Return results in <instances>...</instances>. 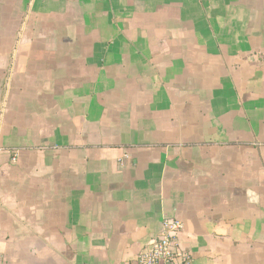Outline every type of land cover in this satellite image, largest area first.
I'll list each match as a JSON object with an SVG mask.
<instances>
[{
  "label": "crops",
  "instance_id": "obj_1",
  "mask_svg": "<svg viewBox=\"0 0 264 264\" xmlns=\"http://www.w3.org/2000/svg\"><path fill=\"white\" fill-rule=\"evenodd\" d=\"M165 218L264 264V0H0V264H135Z\"/></svg>",
  "mask_w": 264,
  "mask_h": 264
},
{
  "label": "built area",
  "instance_id": "obj_2",
  "mask_svg": "<svg viewBox=\"0 0 264 264\" xmlns=\"http://www.w3.org/2000/svg\"><path fill=\"white\" fill-rule=\"evenodd\" d=\"M14 161L15 158L13 157ZM160 233L137 256L135 264H182L187 256L176 248L177 235L183 225L177 219L165 218Z\"/></svg>",
  "mask_w": 264,
  "mask_h": 264
}]
</instances>
